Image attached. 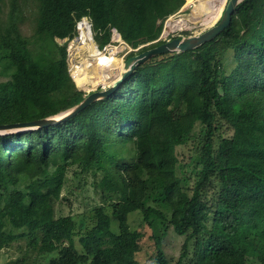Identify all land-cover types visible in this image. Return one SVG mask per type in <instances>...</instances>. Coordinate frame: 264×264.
Here are the masks:
<instances>
[{"label":"trees","instance_id":"trees-1","mask_svg":"<svg viewBox=\"0 0 264 264\" xmlns=\"http://www.w3.org/2000/svg\"><path fill=\"white\" fill-rule=\"evenodd\" d=\"M35 1L27 37L19 1L8 0L4 20L0 0V65L10 76L0 83V125L41 120L83 100L57 42L76 37L77 20H92L101 49L111 28L136 49L159 40L185 3ZM241 125L264 126V0H245L216 39L151 60L74 118L0 136V250L27 239L37 256L55 255L50 264H141L142 234L129 225L140 213L154 232L155 264H172L163 249L170 228L185 237L175 264H264V134L237 137ZM177 148L192 149L190 179L178 176ZM64 164L92 175L100 196L84 233L72 216L56 215L65 174L48 172Z\"/></svg>","mask_w":264,"mask_h":264},{"label":"rangeland","instance_id":"rangeland-1","mask_svg":"<svg viewBox=\"0 0 264 264\" xmlns=\"http://www.w3.org/2000/svg\"><path fill=\"white\" fill-rule=\"evenodd\" d=\"M19 6L22 14L24 15V21L21 25L22 32L25 36L31 37L36 28L35 22V11H36V1L35 0H18ZM203 4L197 6L198 10H201ZM9 3L6 0L4 6L3 19H6L7 13L9 12ZM209 12V11H207ZM206 12V13H207ZM205 13V14H206ZM191 15H201V14H193ZM222 16V14H221ZM221 17L219 18V20ZM219 20H217L213 25H202L197 28H193L189 31L184 32H176L175 37H188L193 35H199L204 31L208 30L212 26L216 25ZM167 31H171L167 29ZM177 31V30H175ZM181 31V30H179ZM173 36H169L163 41L172 40L175 38ZM161 38V37H160ZM156 40L153 42H149L146 44L140 45L138 48L133 49L129 45L127 46L124 43H113L112 46L116 47L119 51L117 55H108L109 58L118 61L120 64L124 63L130 58L133 57L140 52L144 48H148L160 41ZM95 41L98 42V38H95ZM59 44H65L67 49V60L70 65H76L77 63L83 62L84 58L86 59V55L81 56L79 54V45L77 43H73L65 40H57ZM97 45V44H96ZM111 49V48H110ZM162 58V57H160ZM224 66L228 73L232 72L235 66V59L233 52H228L225 56ZM74 70V68H73ZM115 75L109 77V79L104 83L113 82L115 79ZM9 75L5 73L4 66L0 65V83L5 82L9 79ZM110 85L103 86L100 85L94 91L106 90ZM79 89V88H78ZM81 90V89H79ZM84 96L92 93L93 91H84ZM264 134V126L261 125H241L237 129L235 135L237 137L245 136L250 138H257ZM227 135L232 136V132H228ZM179 165L177 169L178 176L185 179H190L193 176V168L189 166V157L192 153V149L189 148H177ZM63 168L56 169L50 168L48 174H56L58 170L64 172L65 174V187L62 191L61 197L59 201L56 203V215L59 216H72L74 218L75 223L83 228L79 230V232L84 233L86 229H90L93 227L95 220L93 218L94 211L93 208L101 204L99 193L96 191L95 186L93 185L94 178L92 175H88L85 173H81L80 168L77 165H62ZM40 177L39 179H42ZM108 213H112L111 210L108 209ZM129 225L132 230H137L142 234V238L140 239V251L137 254V260L141 264H155L154 258L156 255L155 249V240H154V232L150 230V228L143 222L142 215L140 213H133L129 217ZM118 223L112 218V228L114 232L118 231ZM185 237L177 235L173 228H170L168 231L164 233L163 237V249L167 258L170 260L172 264H175L182 253V247L184 243ZM78 244V238H77ZM55 255H41L37 256V253L34 249L28 247V240L21 239L18 240L9 247H6L0 250V264H12L17 262L18 264H50V260L53 259ZM251 260V259H250ZM250 264L253 261H249Z\"/></svg>","mask_w":264,"mask_h":264},{"label":"water","instance_id":"water-1","mask_svg":"<svg viewBox=\"0 0 264 264\" xmlns=\"http://www.w3.org/2000/svg\"><path fill=\"white\" fill-rule=\"evenodd\" d=\"M244 1L245 0H229L223 10L219 22L199 35L175 37L172 40L165 41L156 47L147 49L133 57H130L125 62V71L120 79L111 84L106 90L93 91L92 93L84 96L83 100L77 105L41 120L0 125V136L53 127L74 118L95 102L102 101L112 96L120 88V86L138 70V68L151 60L167 55H174L195 50L216 39L222 32L226 31L231 26L232 16L236 8ZM164 35L165 29H163L161 37Z\"/></svg>","mask_w":264,"mask_h":264},{"label":"bare ground","instance_id":"bare-ground-1","mask_svg":"<svg viewBox=\"0 0 264 264\" xmlns=\"http://www.w3.org/2000/svg\"><path fill=\"white\" fill-rule=\"evenodd\" d=\"M189 3H192V1ZM200 4L203 5L201 10H198L197 6ZM224 7L225 0H199V3L194 6L190 13L205 14L209 11L205 14L206 18H203V23L205 25H213L221 17ZM194 17L191 14L188 16L176 15L168 23L167 29L179 31L189 28L186 22L188 19L193 20ZM75 43L79 45V54L84 57L86 55V59L84 58L83 62L74 65L73 80L79 89L94 91L115 74V79L111 84L120 79L125 71V64H120L118 61L109 58L105 53H99L89 33H83V36L76 39ZM117 51L118 49L113 48L110 54L115 55Z\"/></svg>","mask_w":264,"mask_h":264},{"label":"built area","instance_id":"built-area-1","mask_svg":"<svg viewBox=\"0 0 264 264\" xmlns=\"http://www.w3.org/2000/svg\"><path fill=\"white\" fill-rule=\"evenodd\" d=\"M228 1L229 0H225V7H226V4ZM198 3H199V0H193L192 3H189V0H185V3L181 7V9L167 18L165 25H164L165 35L163 37L160 36L161 37L160 40L166 39L169 36L175 37L176 32H184V31L186 32V31L192 30L193 28H197V27H200L202 25H205L203 23V18H206V15L201 14V15H196L193 18V20L188 19V21L186 23H188L189 28L182 29L181 31H169L168 33L166 31L168 23L172 20V18L174 16H176V15L188 16L190 14V12L193 10L194 6ZM110 31H111V41L109 44H107L106 46H104L101 49L98 45H96L97 43L95 42V39H94L95 34L93 32L92 20L89 17H83L80 20H77V22H76V33H77V35L74 39L70 40V42L75 43L76 39H79L83 36V33H89L92 36L93 43H95V46L99 50V53L109 54L113 48L117 49L116 47L112 46L113 43H124L128 46V44L123 41L121 34L118 32V30L116 28H111ZM118 51H117V53H118ZM117 53H116V55H117ZM67 63H68V67H69V72H70L71 77L73 79V68H74V66H73V64L70 65L68 60H67Z\"/></svg>","mask_w":264,"mask_h":264}]
</instances>
